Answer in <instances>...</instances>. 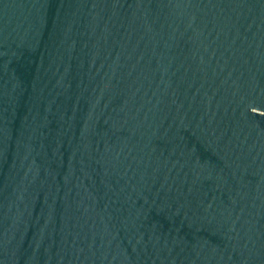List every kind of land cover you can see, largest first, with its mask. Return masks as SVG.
<instances>
[{
  "label": "water",
  "instance_id": "water-1",
  "mask_svg": "<svg viewBox=\"0 0 264 264\" xmlns=\"http://www.w3.org/2000/svg\"><path fill=\"white\" fill-rule=\"evenodd\" d=\"M0 264H264V0H0Z\"/></svg>",
  "mask_w": 264,
  "mask_h": 264
}]
</instances>
